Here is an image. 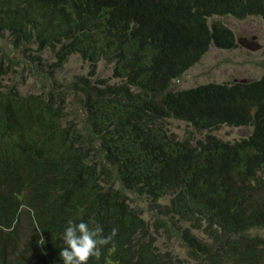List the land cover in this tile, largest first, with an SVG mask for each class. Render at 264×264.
<instances>
[{"label": "trees", "instance_id": "obj_1", "mask_svg": "<svg viewBox=\"0 0 264 264\" xmlns=\"http://www.w3.org/2000/svg\"><path fill=\"white\" fill-rule=\"evenodd\" d=\"M252 15L264 17V0H0V32L36 64L51 48L54 70L74 53L89 67L71 82L78 127L63 122L55 94L4 90L0 59V264H63L69 220L104 236L118 229L88 264H264V241L250 236L264 227V74L169 89L209 44L234 46L230 29L209 19ZM100 60L117 83L96 79ZM168 118L206 132L179 139ZM222 125L251 130L222 141L210 133ZM126 191L150 198L168 218L155 216L156 230H181L194 261L144 239L150 225Z\"/></svg>", "mask_w": 264, "mask_h": 264}, {"label": "rangeland", "instance_id": "obj_2", "mask_svg": "<svg viewBox=\"0 0 264 264\" xmlns=\"http://www.w3.org/2000/svg\"><path fill=\"white\" fill-rule=\"evenodd\" d=\"M227 26L235 37V46L230 49H221L210 45L201 59L184 72L180 79L175 80L172 89H185L203 83L231 82L233 80L257 79L264 73V17L249 16L245 19H236L230 16L214 18ZM0 57L8 65V73L3 77L5 88L14 86L21 93H42L46 88V82L37 77H32L27 70L31 64L29 53L26 50L13 46L7 33L0 34ZM8 58L10 60H8ZM41 64L49 65L54 60L52 49H45L40 53ZM26 62V65H25ZM112 64L100 60L97 65V77L107 80L108 83L118 81L111 75ZM35 70H42L35 67ZM88 70L87 63L79 55H72L62 68L54 71L52 76L60 84L68 85L76 75L85 74ZM51 66L45 69L43 78L50 77ZM69 93L67 95V106L65 110V120L80 121L84 116V111L74 102ZM170 132L182 137L185 130H190L182 121L170 119L167 122ZM250 132L249 126L230 127L221 126L213 130L217 137L224 141H232L246 136ZM198 137L197 132L193 133ZM130 203H139L146 217L150 214L145 209V199H140L127 192ZM154 244L162 251L170 249L175 256L180 259H188L185 249L177 236H169L159 231ZM251 235L264 238V228L251 231Z\"/></svg>", "mask_w": 264, "mask_h": 264}, {"label": "clouds", "instance_id": "obj_3", "mask_svg": "<svg viewBox=\"0 0 264 264\" xmlns=\"http://www.w3.org/2000/svg\"><path fill=\"white\" fill-rule=\"evenodd\" d=\"M252 16H254V15H252ZM220 17V16H219ZM223 17H226V16H223ZM231 17V16H230ZM247 17H249V16H247ZM247 17H245V18H247ZM261 17V16H260ZM214 18H216V17H214ZM209 19V22H211L212 20H216V19ZM234 18V17H233ZM244 18V19H245ZM237 19V18H236ZM220 22V21H219ZM224 25V24H223ZM225 26V25H224ZM227 27V26H226ZM228 28V27H227ZM229 29V28H228ZM231 31V30H230ZM232 32V31H231ZM1 33H7L6 31H3V32H0V34ZM233 34V33H232ZM7 35H8V33H7ZM233 36H234V34H233ZM10 38V37H9ZM11 39V38H10ZM11 42H12V40H11ZM13 44V43H12ZM210 45H212V44H209V46ZM14 46V45H13ZM214 46V45H213ZM234 46H235V37H234ZM233 46V47H234ZM14 47H16V46H14ZM30 47L33 49V48H35V45H30ZM16 48H19V49H23V50H26L27 51V47L26 46H22V47H16ZM209 48V47H208ZM48 49H51V48H48ZM221 49H224V48H221ZM230 49V48H229ZM45 50V49H44ZM53 50V49H52ZM43 51V50H42ZM42 51H40L38 54H39V59H38V61H37V64H36V60L34 59H32V58H29L28 60H30L31 61V64H30V66L28 67V71H29V74H30V68H35V67H39V68H41L42 70H35L34 69V71L36 72V71H38L39 73H40V75L41 76H39V77H37V78H39L40 80H44L45 82H46V88H45V90L42 92V93H27V94H23V93H21L17 88H15L14 86H10V87H8V88H5L4 87V85H3V83H2V81H3V77H4V75H6L7 73H8V65L6 64V62H5V60H2V57H0V59L2 60V62H3V65L4 66H6L7 67V69H6V74H4L3 76H2V78H1V83H2V88L4 89V90H7V89H9V88H14V89H16L17 91H18V93H20L21 95H23V96H26V95H28V94H33V95H42L43 96V98H44V100H46L48 97H50L52 94H55V96H56V98H55V101L57 102L58 101V99H60L61 101H62V99L64 100V104H65V109H64V113H65V110H66V106H67V103H68V101H67V95H68V93H69V95L73 98V99H76L77 97H78V95L74 92V90L75 89H72V87H71V82L72 81H74L75 80V78L76 77H78V76H81V75H86V73H87V71H86V73L85 74H78V75H76L75 77H74V79L68 84V85H63V84H60L59 82H57V80L56 79H54V77L52 76V73L54 72V71H56V70H58V69H60V68H62V66L67 62V60L69 59V57L70 56H72V55H76L77 53H74V54H71L69 57H68V59L65 61V63H62L60 66L61 67H59V68H56V70H54L53 69V67H52V63H54L55 61H56V57H55V51H56V49H55V51L53 50V52H54V60H53V62L52 63H50L49 65H44V64H41V59H40V53L42 52ZM28 53L29 54H32V53H30L29 51H28ZM78 55V54H77ZM80 58H81V56H80ZM201 59V58H200ZM82 60H84L83 58H82ZM86 63H87V61L86 60H84ZM104 61V60H103ZM106 62V61H105ZM99 63V62H98ZM98 63H97V65H98ZM197 63V62H196ZM195 63V64H196ZM112 64V63H111ZM25 65H26V62H25ZM35 65H37V66H35ZM41 65H44L43 67H41ZM48 66H51V71H50V77H45V78H43V75L45 74V69H47V67ZM87 66H88V63H87ZM193 66V65H192ZM190 68V67H189ZM188 68V69H189ZM88 69H89V67H88ZM187 69V70H188ZM96 70H97V67H96ZM184 74V73H183ZM182 74V75H183ZM264 74V73H263ZM262 74V75H263ZM31 75V74H30ZM111 75H112V68H111ZM181 75V76H182ZM261 75V76H262ZM181 76L178 78V79H180L181 78ZM260 76V77H261ZM33 77V76H32ZM96 79H103V78H98L97 77V71H96ZM259 77V78H260ZM178 79H175V80H178ZM258 79V78H257ZM175 80H173V82L175 81ZM242 80H246V79H242ZM242 80H233V81H231V82H235V81H242ZM247 80H251V79H247ZM172 82V83H173ZM210 83H215V82H210ZM222 83V82H221ZM111 84V83H110ZM114 84V83H113ZM203 84H205V83H203ZM172 85V84H171ZM171 85H170V87H169V89H171V90H174V89H172L171 88ZM198 85H200V84H198ZM190 88V87H189ZM175 90H177V89H175ZM179 90H181V89H179ZM74 102L78 105V107L79 108H82V106H81V104L77 101V100H74ZM83 109V108H82ZM84 111V110H83ZM65 116H66V114H65ZM65 116L63 117V122H71V123H73V124H75V125H77L78 127L80 126V123H81V121H82V118L84 117H82L81 118V120L80 121H69V120H65ZM172 119V118H171ZM174 120H176V119H174ZM177 121H179V120H177ZM167 122L169 123L170 122V119L168 118V119H166V121L164 122V124H165V126H166V128H167V130H168V127H167ZM183 122V121H182ZM186 124V123H185ZM186 126H188L189 128H190V130H185L184 131V134L183 135H185V133H191V135H193V137H195L194 136V132H197L198 134H199V136L198 137H195V138H201L202 139V135L206 132V131H204V132H201V131H197L194 127H191L190 125H187L186 124ZM222 126H228V125H222ZM230 127H234V126H230ZM239 127H243V126H239ZM250 127V126H249ZM216 130V129H215ZM250 130H251V127H250ZM169 131V130H168ZM212 131L213 130H211L210 131V133H212ZM170 132V131H169ZM171 133H173V132H171ZM212 134H214V133H212ZM249 134V133H248ZM247 134V135H248ZM215 135V134H214ZM246 135V136H247ZM216 136V135H215ZM183 137V136H182ZM182 137H179L178 136V138L179 139H181ZM244 137V136H243ZM219 138V137H218ZM241 138V137H240ZM220 139V138H219ZM239 139V138H238ZM222 140V139H221ZM236 140V139H235ZM222 141H224V140H222ZM233 141V140H232ZM127 192H129V193H132V194H134V195H136L139 199H140V201H141V199L142 198H144L145 199V201H146V203H145V207L147 208V209H145L146 210V212L147 213H149L150 214V217H146V215H144V212L142 211V207L139 205V203H136L135 205L137 206V210H138V212L142 215V216H144L146 219H147V221H148V223H149V225H150V233H149V235H147L146 237H144V239L145 240H150V239H152L154 242H155V240H156V233H158L159 231H162V232H164V233H166L167 235H169V236H176V235H174L173 234V232L172 233H168L167 231H164L162 228L160 229V230H156V226L154 225V223H155V216H157L158 217V219L160 220V221H166L167 222V220H168V218L165 216V215H163L162 213H160L157 209H155V208H153V205L151 204L152 203V201L150 200V198L149 197H146V195L145 194H141L140 195V193H138L137 191L134 193V192H132V191H126V193ZM128 195V194H127ZM129 197V196H128ZM170 198H171V195L170 194H166V195H164V196H162L161 198H159L157 201H156V203L157 204H159V205H161L162 206V204H167L168 203V201L170 200ZM129 203H130V197H129ZM131 204V203H130ZM148 204H150L151 206H152V210H153V212L150 210V208L148 207ZM132 205V204H131ZM135 205H132V206H135ZM67 227L65 228V230H64V232H63V234H62V236L60 237L62 240H63V242H64V244L66 245V247H63L62 249H61V251H60V253H59V255H60V258L63 260V264H88V262H89V260L90 259H92V258H96L97 260H99V258L101 257V255H102V252H101V249H102V247L103 246H106V245H109L110 243H112V241H113V238L117 235V232H118V229L117 228H113L112 230H111V233L110 234H108L107 236H104L103 235V228H102V226H100V225H96L94 228L93 227H90L89 226V224L88 223H86V222H83V221H81V222H79V223H75V222H73L72 220H69L68 222H67ZM183 228H185V227H188V225L187 226H184V225H181ZM170 228V227H169ZM261 228H264V227H261ZM255 229H259V228H254V229H251L250 230V236L251 237H254L253 235H251V231L252 230H255ZM179 231L181 232V230H177V232H178V239L180 240V242H181V244H182V246L184 247V249H185V253H186V247H185V245L183 244V241H182V239H181V237H180V234H179ZM197 234V233H196ZM198 235V237H200L201 238V236H200V234L198 233L197 234ZM257 237H259L258 235H257ZM259 238H261L262 239V241H264V238H262V237H259ZM155 245V244H154ZM156 246V245H155ZM159 249V248H158ZM160 250V249H159ZM160 251H162V250H160ZM164 251H169L170 253H171V255H172V257L174 258V261H194V260H192L191 258H189L188 257V255L186 254V256H187V258L188 259H180L178 256H175L174 254H173V251H171L170 249H168V250H164Z\"/></svg>", "mask_w": 264, "mask_h": 264}, {"label": "bare ground", "instance_id": "obj_4", "mask_svg": "<svg viewBox=\"0 0 264 264\" xmlns=\"http://www.w3.org/2000/svg\"><path fill=\"white\" fill-rule=\"evenodd\" d=\"M105 264H114V262H112V261H108V262H106Z\"/></svg>", "mask_w": 264, "mask_h": 264}]
</instances>
